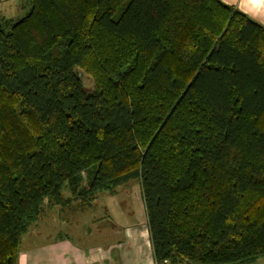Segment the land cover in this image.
Instances as JSON below:
<instances>
[{"label": "trees", "instance_id": "16d2710c", "mask_svg": "<svg viewBox=\"0 0 264 264\" xmlns=\"http://www.w3.org/2000/svg\"><path fill=\"white\" fill-rule=\"evenodd\" d=\"M20 9L0 17V264L44 199L129 180L156 264L264 256V26L221 0Z\"/></svg>", "mask_w": 264, "mask_h": 264}, {"label": "crops", "instance_id": "0c3cea01", "mask_svg": "<svg viewBox=\"0 0 264 264\" xmlns=\"http://www.w3.org/2000/svg\"><path fill=\"white\" fill-rule=\"evenodd\" d=\"M221 1L247 14L255 22L264 26V0ZM0 2L7 3V8H12L15 12V15L0 13V17L22 14L20 9L23 6L22 2L17 0L13 4H8L7 0H0ZM95 197L96 195L87 202H81L80 199H71L69 203L50 202V206L80 204L77 206L79 209L73 212L75 214L86 212L87 216L76 220L75 235L55 230L52 237L46 240H39L37 244H30L29 241L24 246H20L17 264H156L153 251H151L145 211L144 220L138 225L123 224L122 220H127L123 213L112 215L102 210L100 206H93L96 203ZM64 198H71V196ZM97 207L100 208V217H97L98 213L92 210ZM86 210L91 212L90 215ZM104 213L105 215H102ZM83 220H87L93 228H89ZM127 222L131 223L128 220ZM94 239H100V241L94 242ZM162 264L169 263L163 262ZM245 264H264V256H259L254 261Z\"/></svg>", "mask_w": 264, "mask_h": 264}, {"label": "rangeland", "instance_id": "374dc122", "mask_svg": "<svg viewBox=\"0 0 264 264\" xmlns=\"http://www.w3.org/2000/svg\"><path fill=\"white\" fill-rule=\"evenodd\" d=\"M15 0H7L8 4H13ZM22 2L23 4L27 0H17ZM0 13L3 15H15L14 10L11 8H7V3L0 2ZM81 80L83 85L86 87L92 86V81L90 77L84 73L80 72ZM140 186L136 180H129L123 185H119L116 192L114 194L108 193L106 191L96 194V203L93 206H100L102 210L107 211L112 215H119L120 212L125 215L126 219L131 222L128 223L127 220L123 219L122 223L129 225H138L144 220V205L140 193ZM69 188L67 184H64L61 189V194L63 197L70 196ZM80 204H72L68 206H50V200L44 199L42 203V212L40 213L38 220L31 224L28 230L22 235L20 246H24L26 242H31L30 244H37L39 240L48 239V237H52V234L55 230H60L65 233L74 234V228L76 224V220L81 217L87 216L86 212L82 214H75L73 211L79 209L77 207ZM87 205V204H81ZM106 206V208H105ZM83 207V206H82ZM106 209V210H105ZM91 210V209H90ZM95 210L98 213L96 216L100 217L99 212L100 208L97 207ZM89 211V210H86ZM85 213V214H84ZM90 211L88 214L90 215ZM130 214V215H128ZM102 215H105L102 214ZM146 215V214H145ZM57 216V218H56ZM113 221H117L112 219ZM147 220V217H146ZM83 222L89 227L93 228L91 224L88 223L87 220H83ZM89 224V225H88ZM99 242L100 239H94V242ZM19 246V248H20ZM260 263V262H259Z\"/></svg>", "mask_w": 264, "mask_h": 264}]
</instances>
